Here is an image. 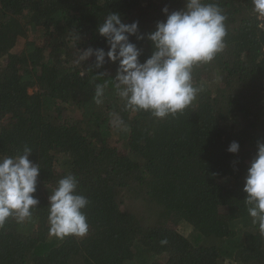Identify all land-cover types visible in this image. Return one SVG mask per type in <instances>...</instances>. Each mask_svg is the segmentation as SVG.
<instances>
[{
    "label": "trees",
    "instance_id": "trees-1",
    "mask_svg": "<svg viewBox=\"0 0 264 264\" xmlns=\"http://www.w3.org/2000/svg\"><path fill=\"white\" fill-rule=\"evenodd\" d=\"M204 2L227 17L225 47L193 66L195 100L156 118L125 110L116 63L77 60L80 49L107 50L97 28L117 12L138 21L145 38L130 39L143 62L162 10L185 0H0V158L27 146L40 167L31 218L0 227V264H264V234L243 192L264 142V18L252 0ZM112 114L124 127L112 126ZM233 141L236 154L227 151ZM69 174L89 201L88 232L59 239L49 233L48 196Z\"/></svg>",
    "mask_w": 264,
    "mask_h": 264
},
{
    "label": "clouds",
    "instance_id": "clouds-1",
    "mask_svg": "<svg viewBox=\"0 0 264 264\" xmlns=\"http://www.w3.org/2000/svg\"><path fill=\"white\" fill-rule=\"evenodd\" d=\"M253 10L264 18V0H252ZM164 21L157 22L147 35L152 44L151 55L141 62V50L130 37L143 40L138 21L122 22L121 15L110 12L97 32L107 45L105 48L80 49L77 63L94 58L95 69L104 68L106 62L116 63V94L125 110L147 111L153 117L165 118L186 109L196 98L198 89L192 83L194 65L211 61L224 47L227 34V17L215 3L204 0H185L184 8L169 12L165 7ZM105 75L98 73L97 76ZM105 84H97L94 102L103 104ZM114 128L124 127L123 120L112 114ZM240 145L233 141L227 151L239 152ZM32 149L25 147L22 155L0 158V227L9 217L18 223L30 219L31 209L39 204L35 198L38 164L29 156ZM78 181L69 174L58 181V186L48 196L49 233L63 239L74 235L83 237L88 232L86 215L82 211L89 203L76 193ZM243 192L245 204L253 223L264 234V142H258L255 157L250 161L245 176ZM161 244H167L162 240Z\"/></svg>",
    "mask_w": 264,
    "mask_h": 264
},
{
    "label": "rangeland",
    "instance_id": "rangeland-1",
    "mask_svg": "<svg viewBox=\"0 0 264 264\" xmlns=\"http://www.w3.org/2000/svg\"><path fill=\"white\" fill-rule=\"evenodd\" d=\"M170 224L184 235H187L191 232V227L185 222H177V221L171 220Z\"/></svg>",
    "mask_w": 264,
    "mask_h": 264
}]
</instances>
